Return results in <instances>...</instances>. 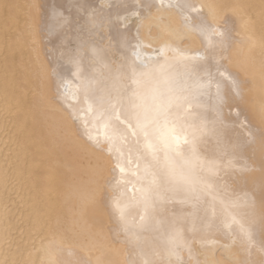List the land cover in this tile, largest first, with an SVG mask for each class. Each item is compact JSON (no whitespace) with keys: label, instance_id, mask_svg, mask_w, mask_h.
Instances as JSON below:
<instances>
[{"label":"bare ground","instance_id":"1","mask_svg":"<svg viewBox=\"0 0 264 264\" xmlns=\"http://www.w3.org/2000/svg\"><path fill=\"white\" fill-rule=\"evenodd\" d=\"M205 23L212 30L201 34ZM138 44L147 54L199 53L204 59L190 63L203 66L206 86L209 74L220 79L218 66L238 84L222 80L218 92L213 80L178 113L206 109L212 121L219 108L220 143L204 121L178 129L220 164L215 217L210 207L194 216L179 203L146 210L135 155L128 165L127 147L106 140L87 110L82 82L93 80L97 94L112 87L109 69ZM122 147L124 174L116 167ZM230 214L251 226L250 240L224 227ZM170 231L183 245L175 254ZM146 259L264 264V0H0V264Z\"/></svg>","mask_w":264,"mask_h":264},{"label":"snow or ice","instance_id":"2","mask_svg":"<svg viewBox=\"0 0 264 264\" xmlns=\"http://www.w3.org/2000/svg\"><path fill=\"white\" fill-rule=\"evenodd\" d=\"M211 30V25L207 23L200 28L201 34ZM217 35L223 36L224 33L218 32ZM169 50L174 54L173 60H169L166 55ZM202 59L204 57L199 53L189 57L183 51L170 47L152 49V54H147L145 46L138 44L133 47L131 55L125 57L115 69H109L113 73L112 87L97 94L93 88V80L86 78L82 82L84 103L88 112L98 118L96 122H103L108 133L105 139L119 140L123 147H127L128 165H131L132 156L135 155L136 170L133 175L142 183L140 191L146 210L179 203L190 205L194 216L201 209L207 216L210 207L215 217L219 196L215 180L220 172V164L212 158L201 157L195 135L191 140L187 135L182 139L178 129L185 130V121L201 120L208 132L217 136V142L220 143L219 129L216 126L220 119L219 108L216 109L217 117L212 121L208 120L206 109L196 111L194 108L192 113L184 117L178 113L184 104L197 105L213 80L218 92L222 80L231 81L237 89L238 84L232 80L231 73L220 71L218 66L220 79L209 74V84L206 86L204 76L200 75L204 70L203 66L190 63ZM73 75H79V72ZM220 103H223L222 97ZM88 139L99 143V138L90 134ZM123 147L116 164L122 174L125 173ZM223 147L227 153V145ZM114 207L120 211L123 220L124 211L119 203ZM224 227L229 232L239 227L240 233L251 239V226H246L238 214H230ZM124 231L128 233L131 229L126 225ZM167 242L170 254L179 252L183 247L179 234L174 231L169 232ZM54 264L62 262L55 261ZM144 264L152 262L146 259Z\"/></svg>","mask_w":264,"mask_h":264}]
</instances>
